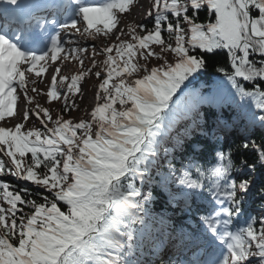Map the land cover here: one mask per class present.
<instances>
[{"label":"snow or ice","instance_id":"1","mask_svg":"<svg viewBox=\"0 0 264 264\" xmlns=\"http://www.w3.org/2000/svg\"><path fill=\"white\" fill-rule=\"evenodd\" d=\"M135 4L0 0V122L17 115L18 89L33 102L30 74L42 76L65 53L62 33L119 41L94 50L105 68L95 73L88 119H53L37 106L22 119L36 116L45 132L0 126V176L29 182L42 196L31 199L27 188L0 182V264H264V212L246 216L249 197L264 206V0H150L145 18L152 26L128 25L125 33L120 17ZM83 51L72 48L62 58L83 65ZM209 60L221 64V83L258 110L251 117L259 143L245 128L228 151L208 144L215 115L208 110L173 130V97L201 79ZM84 75L71 77L69 93L80 92ZM56 83L53 75L49 102L60 99ZM190 95L193 110L214 103L211 95ZM159 202L196 226L166 233L161 215L154 232L149 211Z\"/></svg>","mask_w":264,"mask_h":264},{"label":"trees","instance_id":"2","mask_svg":"<svg viewBox=\"0 0 264 264\" xmlns=\"http://www.w3.org/2000/svg\"><path fill=\"white\" fill-rule=\"evenodd\" d=\"M200 22L206 23L205 15L201 13ZM147 27H151V23L149 21L143 22ZM87 53H92L94 55V50L99 52L101 49L97 48L95 45H87L82 47ZM84 52V51H83ZM100 57L104 60L103 55H94ZM116 57V54L113 56ZM258 58V57H257ZM119 59V58H117ZM221 59V64L226 62V54ZM221 64L215 63L213 60H209L207 68L204 70V73L201 79L191 85L188 89H184L183 91L178 90L177 94L173 97V130H182L186 125H192L196 112L200 113V116L203 117L205 110H208L215 115L209 120V123L213 125L212 133L209 135L208 144L217 145L222 148L224 151H228L229 147L239 142L240 137L246 135L245 128L248 129V132H254L251 138L256 140L257 143L260 142V129L258 123L253 125L252 123V112H258L257 109L250 103V98L247 101H241V99L234 95L233 90L227 84V81H223L220 73L216 72V67L221 66ZM103 73V71H101ZM96 81L100 82V80L95 77ZM183 87V86H182ZM198 91L203 95H211L214 97V103L209 106L208 104H197L196 109H191V105L193 103V98L190 95L191 92ZM59 116V115H58ZM60 117V116H59ZM63 119L65 115L62 116ZM217 121L219 126H217ZM79 122V121H78ZM203 123V120L200 121ZM218 138L217 139L213 138ZM235 154V153H234ZM30 158V154L28 157ZM10 177L9 175L0 176V182L8 183L12 186L10 190L19 191L21 188H27L32 195L29 197L31 199H37L42 202V196H36V189L16 183L12 179H6ZM42 193V192H41ZM42 195H47L46 193H42ZM197 203H200L199 201ZM150 209L153 212L154 217L159 220V217L162 215L165 218L169 216H174L176 221H171L169 225V232L175 229L176 233H179L181 229L187 231L196 226L195 219H192L188 216L181 217L180 215H173L172 211H170L166 205H163L162 202L150 205ZM264 212V206L259 201V199L255 196H251L248 199V203L246 205V216H252L255 218H259L261 213ZM195 215V210L193 209V216ZM245 217H241L240 223L246 219ZM189 218V220L193 223L191 228L182 226L181 223L184 220ZM155 232V231H154Z\"/></svg>","mask_w":264,"mask_h":264},{"label":"rangeland","instance_id":"3","mask_svg":"<svg viewBox=\"0 0 264 264\" xmlns=\"http://www.w3.org/2000/svg\"><path fill=\"white\" fill-rule=\"evenodd\" d=\"M136 0V4L132 7L134 11H136V16H127L124 17L123 19L120 18V24L119 27L123 28L125 33L127 32V27L128 25H139L142 24L143 22L147 21L145 18V13L147 12L149 8V2L150 0H145L146 1V6L144 9H141V7L138 6ZM78 27H80L81 32H83V29L85 25L82 24V22L78 21ZM98 27H103V25H98ZM116 31V30H114ZM128 37L126 35L121 36V40H126ZM62 46L66 49L65 53L61 54V58H59L55 64H53L51 61H49L47 67L48 75L49 78L46 81V83L43 85V88L39 90L37 88L38 80L36 79V76L33 74H30V79L32 81H36V83H29L27 84V89H28V95L32 98V103L28 104L27 101L24 100V93L17 90V108L19 110V115L17 122H15L16 118L10 117L11 121L14 123H24L25 128L22 129V131H26L29 129H39L41 132H44L46 129L44 128V125L40 123V121L36 118V116H31L28 121H23L22 116L23 112L26 109L32 110V111H38L39 108H46L49 110V114L55 119L65 115V118L67 120L72 121L73 123H77L78 121L82 119H88L89 118V113L91 110L90 107L94 108L96 105V92L98 88V82L96 81L95 73L97 71H103L105 68V65L103 64V60L100 57L92 55V53H87L86 51L81 52L79 55L81 59H83L84 63L81 65L77 59L69 58L67 60H64L62 57L64 55H68L69 52L68 50L72 48H82L87 45H95L97 48L102 49L107 46H112L115 44H118L119 41L115 39V36H110V37H105L103 35H98L94 39L89 38L86 34H75L73 35L71 32L69 33H62ZM68 41H72L69 43ZM116 53L113 51L109 55L114 56ZM96 61V67H93L92 61ZM143 63V62H142ZM151 66H156V61H152ZM39 67V66H38ZM59 68L60 71L57 74L55 72V69ZM85 73L83 76V79L79 82V88L80 92L76 93L73 95L72 93L68 92V85L71 83V77L73 75H79L80 73ZM56 75L57 77V83L55 85L56 90L60 93V99L58 100H52L49 102L48 97H47V91L49 87L52 85V76ZM60 77H66L67 79L65 80L64 84L61 85L59 83ZM35 87L37 89V92H32L31 89ZM68 95V100H67V110L65 111L66 108V103L64 99V95ZM91 105V106H90ZM117 107H119L117 105ZM41 116H43V113H40ZM45 123L51 126V122L45 119ZM0 158H3L0 156ZM12 177H7L6 179H11ZM16 178H14L15 180ZM17 180V179H16ZM24 181H21V183ZM28 185H31L29 182H24ZM34 186V185H31ZM6 207V205H5ZM174 216H169L167 218V223L165 225V232L167 233L169 231V225H170V220H173ZM158 219L154 217L153 212L149 211V219L148 223L149 225L155 229L159 228L160 225L158 223Z\"/></svg>","mask_w":264,"mask_h":264},{"label":"bare ground","instance_id":"4","mask_svg":"<svg viewBox=\"0 0 264 264\" xmlns=\"http://www.w3.org/2000/svg\"><path fill=\"white\" fill-rule=\"evenodd\" d=\"M137 4H138L139 7H141V9H144L145 6H146V1H145V0H138V1H137ZM136 15H137V14H136V11H134L133 9H131V12H130V13H126V14H124L123 16H121L120 18L123 19L124 17H127V16H131V17L133 16V17H134V16H136ZM49 76H50V75H48V71L46 70V71L42 74V76H40V77H36V79L38 80V84H36V85H37V88H38L39 90H41V89L43 88V85L46 83V81L48 80ZM30 81H32V79H30ZM29 83H30V82H29ZM29 83H28V84H29ZM90 106H91V105H90ZM92 109H93V108L90 107L89 110H92ZM18 115H19V110H18V108H17V115L14 116V117L16 118L15 122H17ZM16 124H18V123H14V124H13V121H11L10 117L6 118L5 121L0 122V126H3V127H14Z\"/></svg>","mask_w":264,"mask_h":264},{"label":"water","instance_id":"5","mask_svg":"<svg viewBox=\"0 0 264 264\" xmlns=\"http://www.w3.org/2000/svg\"><path fill=\"white\" fill-rule=\"evenodd\" d=\"M40 191H41L42 193H44L42 189H41ZM46 194H47V193H46Z\"/></svg>","mask_w":264,"mask_h":264}]
</instances>
